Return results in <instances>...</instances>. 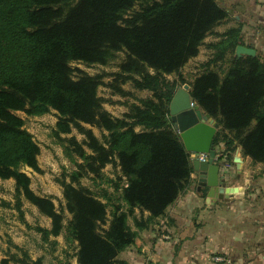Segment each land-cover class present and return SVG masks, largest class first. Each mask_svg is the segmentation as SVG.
<instances>
[{
	"label": "trees",
	"instance_id": "1",
	"mask_svg": "<svg viewBox=\"0 0 264 264\" xmlns=\"http://www.w3.org/2000/svg\"><path fill=\"white\" fill-rule=\"evenodd\" d=\"M138 3L140 8L129 15ZM227 18L217 0H0V177L14 178L17 196L53 219L51 229L38 228L49 240L61 233L63 215L51 198L31 189L30 177L21 171L22 166L39 170L40 147L15 111L39 116L56 110L57 136L73 127L85 135L91 153L75 137L63 139L83 159L69 173V182L62 181L72 214L66 240L77 242L79 264H126L118 256L138 234L128 224L129 215L138 209L136 227H148L192 183L193 161L169 107L179 81L184 82L181 69ZM221 36L208 45L217 51L203 64L207 70L190 83L192 99L225 130L214 139L216 147L224 144L222 157L232 159L240 146L253 163L264 164V63L243 55L234 56L223 75L210 69L241 43L239 27ZM118 52L126 56L109 87L134 97L122 87L131 80L135 89L152 92L134 97L137 102L122 117L112 115L98 95L102 77L111 73L91 75L78 69L74 78L71 67L73 61L108 64ZM172 73L179 79L169 80ZM83 123L106 130L104 140ZM109 163L120 168L123 180L115 183L120 204L113 203L111 219L109 202L80 183L85 174H99ZM103 196L113 199L107 191Z\"/></svg>",
	"mask_w": 264,
	"mask_h": 264
},
{
	"label": "rangeland",
	"instance_id": "2",
	"mask_svg": "<svg viewBox=\"0 0 264 264\" xmlns=\"http://www.w3.org/2000/svg\"><path fill=\"white\" fill-rule=\"evenodd\" d=\"M217 2L228 11V18L215 26L213 32L205 38L203 45L200 46L199 54L192 57L183 66L181 75L184 82L179 81L178 88L184 84L190 85L207 70V67L203 64L210 60L217 51L216 48L208 45L219 42L222 39L221 34L230 28H240V45L254 48L256 50L254 57L257 56L264 63V0H217ZM139 8L140 4L138 3L129 11V15ZM125 56L124 52H118L117 56L108 64H87L83 61L71 62L72 76L74 78L80 75L78 69L91 75L111 73L102 77V84L98 87V95L104 100V107L115 117H122L129 110L130 103L137 102L134 97L145 98L152 95L149 90L140 91L135 89L131 80L122 84V87L125 90L132 91L134 97L122 96L115 93L112 87H109L108 84L114 79L112 73L120 70L119 65ZM234 56H237L236 49L229 50L225 61L220 60L212 63L210 69L218 70L223 75L222 72L227 70L230 60ZM167 77L169 80L179 79V75L176 73L168 74ZM191 88L192 86L190 85V90ZM126 101L128 102L127 104ZM15 114L24 121V127L32 133L40 147V154L38 155L39 170L29 166H22L21 171L30 177V187L37 195L52 199L58 212L63 215L62 224L64 227L59 235H49V240H45L42 231L38 228L51 229L53 219L42 213L35 204L23 195L17 196L14 178L3 179L0 177V264H5V260L7 261L6 264H24L20 259H26L27 261L40 260L39 264H79L77 242L69 243L66 240L65 227L72 214L66 209L62 181L69 182V173L77 169L76 163H82L83 159L75 153L74 146L68 140L63 141V139L75 137L86 151L91 153V150L84 144L86 137L76 127H73L69 133H60V136H57L55 130H57L59 116L56 110L39 116L28 115L23 110L15 111ZM208 116L213 122L218 123L214 117ZM83 125L86 128H91L100 140H104V136L108 133L96 125L85 123ZM218 131H225L221 124H219ZM66 147L69 149L66 150ZM67 151H70L71 156L67 154ZM226 162L231 164L230 161ZM120 176V168L113 163H109L103 168L101 173L85 174L80 179L82 185L89 187L103 201L109 202V219H111L110 213L113 209V203L120 204V194L115 190V183H120L121 185L123 183V180L120 181L119 179ZM105 191L113 198L111 201L103 196ZM250 204L248 203V208L253 207ZM261 207L264 209L262 203ZM248 210L251 212L250 209ZM255 213L257 214L256 217H253V213L249 214V216L256 223L255 226L262 229L264 222L259 221H264V212ZM135 215H139L138 209H135L134 214L129 215L128 218V224L133 230L137 228L134 220ZM246 217L247 215L244 218L246 219ZM247 223H249L247 226L253 224L252 222ZM108 224L109 220L104 227L107 228ZM253 234L250 232L249 238L253 239L254 242L261 241L262 244L255 245L253 243L252 246L247 248V252L245 255L243 254L244 256L235 259L228 252L216 251L209 254V260L213 264H236L242 259L254 264L259 263L264 255V232L257 234L255 231ZM216 257L224 258V260L219 261Z\"/></svg>",
	"mask_w": 264,
	"mask_h": 264
},
{
	"label": "crops",
	"instance_id": "3",
	"mask_svg": "<svg viewBox=\"0 0 264 264\" xmlns=\"http://www.w3.org/2000/svg\"><path fill=\"white\" fill-rule=\"evenodd\" d=\"M223 150V143L217 146L223 185L238 190L227 198L208 203V187L199 191L198 173L193 171L190 186L162 216L144 229L135 228L138 231L135 242L119 254L120 260L126 264H213L208 257L211 252L225 251L236 259L244 256L253 243L262 244L249 238L250 232H264V227L255 226L249 214L256 217L255 212H264L261 207V203L264 207V165L253 163L240 146L230 160L222 157ZM248 203L253 207L248 208ZM148 215L147 211L143 213L145 219ZM247 222L253 224L247 226ZM252 263L242 259L236 264ZM255 264H264V255Z\"/></svg>",
	"mask_w": 264,
	"mask_h": 264
},
{
	"label": "water",
	"instance_id": "4",
	"mask_svg": "<svg viewBox=\"0 0 264 264\" xmlns=\"http://www.w3.org/2000/svg\"><path fill=\"white\" fill-rule=\"evenodd\" d=\"M238 57L243 55L255 56L256 50L245 45L236 48ZM170 119L178 131L188 152L207 153V160H193V169L198 173V189L208 187L206 201L213 203L235 193L237 187H225L221 174L222 163L218 161V151L214 139L219 124L209 116L192 99L190 85L179 87L170 103Z\"/></svg>",
	"mask_w": 264,
	"mask_h": 264
},
{
	"label": "built area",
	"instance_id": "5",
	"mask_svg": "<svg viewBox=\"0 0 264 264\" xmlns=\"http://www.w3.org/2000/svg\"><path fill=\"white\" fill-rule=\"evenodd\" d=\"M190 153V157H191V160H195V159H198V160H207L208 159V154L207 153H197V152H189ZM217 260L219 261H223L224 258H221V257H216Z\"/></svg>",
	"mask_w": 264,
	"mask_h": 264
}]
</instances>
